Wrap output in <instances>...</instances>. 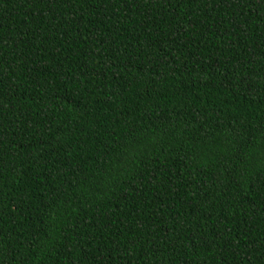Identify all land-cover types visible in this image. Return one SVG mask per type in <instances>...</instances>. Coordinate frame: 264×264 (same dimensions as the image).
<instances>
[{"label":"trees","instance_id":"trees-1","mask_svg":"<svg viewBox=\"0 0 264 264\" xmlns=\"http://www.w3.org/2000/svg\"><path fill=\"white\" fill-rule=\"evenodd\" d=\"M0 264H264V0H0Z\"/></svg>","mask_w":264,"mask_h":264}]
</instances>
